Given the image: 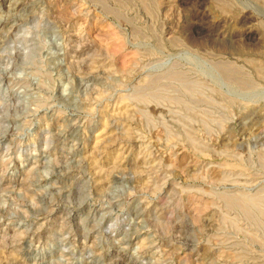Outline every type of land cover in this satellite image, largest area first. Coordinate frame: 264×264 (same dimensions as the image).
I'll return each mask as SVG.
<instances>
[{"label":"rangeland","instance_id":"374dc122","mask_svg":"<svg viewBox=\"0 0 264 264\" xmlns=\"http://www.w3.org/2000/svg\"><path fill=\"white\" fill-rule=\"evenodd\" d=\"M0 26V264H264V0Z\"/></svg>","mask_w":264,"mask_h":264},{"label":"bare ground","instance_id":"6f19581e","mask_svg":"<svg viewBox=\"0 0 264 264\" xmlns=\"http://www.w3.org/2000/svg\"><path fill=\"white\" fill-rule=\"evenodd\" d=\"M0 27H1V26H0ZM1 28H2V27H1ZM227 72H228V71H227ZM227 72H226V73H227ZM230 74H231V73H230ZM237 78H238V77H237ZM240 81H241V80H240ZM127 239H128V238H127ZM129 240H130V239H129ZM124 242H125V241H124ZM126 242H127V240H126Z\"/></svg>","mask_w":264,"mask_h":264}]
</instances>
